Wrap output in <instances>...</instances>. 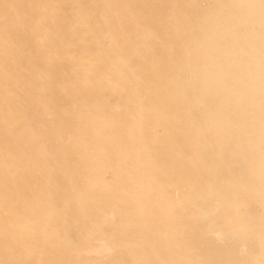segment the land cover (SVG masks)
Segmentation results:
<instances>
[{
	"label": "bare ground",
	"instance_id": "obj_1",
	"mask_svg": "<svg viewBox=\"0 0 264 264\" xmlns=\"http://www.w3.org/2000/svg\"><path fill=\"white\" fill-rule=\"evenodd\" d=\"M98 1L99 4L97 5V7L96 5H94V7H96L94 10L99 17L101 30L109 39V41L111 40L112 44L114 45L113 48H115L116 50L117 48H120L123 44L124 39L129 36L133 37L136 40V42H138L140 45H143L144 47H145V43L148 44L147 38L149 37L147 33L143 30L144 28L141 29L136 25L135 18L137 16L136 13L137 9L136 8L134 9L133 3L132 4L127 3V0H98ZM157 1H159L160 3L165 2L166 5L163 10H159L156 4L153 5L147 4L146 0H141L138 3L139 4L138 6L141 12H145L150 15L151 20L156 18L157 15L164 16L165 19L167 20V21L165 20V22L169 23L168 26H170L169 28H171V31L173 33L172 34L173 36H171L174 37V42L172 43L173 44L172 46L173 48L175 47L176 49L174 50L176 51V56L174 59L177 62V67H178L177 72H179V74L175 75V72L173 71L174 68H172L173 70L171 69L163 73V78H162L163 91L164 93L169 95L171 94L172 96L177 89L175 87H177L178 84L182 83L186 85V86L184 85L185 86L184 89L188 87L187 88L188 95L192 96V94L196 93L197 90L196 86L199 83H202L205 86L208 85L210 87V90H208L210 91L209 93L210 96L206 101L207 104L205 105H207V107L211 110L212 116L209 114L210 112L208 113V115L211 116L212 118L211 120H208L207 118L203 117V114L205 113H202L199 114L200 116L202 115L201 117H199V120L204 121L206 124L208 123L210 124L211 128L208 127L210 128V132H209L210 138H205L202 141L196 138L197 142H195L194 139L195 144L198 143V145L196 144L197 146L195 145L196 146L195 147L193 146L194 143L192 139L190 140L192 141L193 144L187 138H185L184 140L182 139L183 140L182 141V140H178L179 138L174 136L175 133H178L181 134L182 136L186 135L187 137L188 136L191 137L190 135H194L197 137L200 133L199 128L202 127V126H198V124H192L191 122L186 123L184 118L183 120L177 119V117L173 114L176 111H178L181 106L170 107L173 108V111L170 110L172 115L166 114L167 116H165L162 115L161 113H156L153 116L152 124L154 126L158 125L159 130H154L153 128L150 127L147 129V133L148 135H151L157 140V150H156V146L154 147V149L158 151V153H156L154 156L145 157V161L140 164L138 163V165L135 167V170L131 173L128 171L129 168L127 169L128 166L126 165L127 166L126 167L124 164L128 162L131 156L132 148L130 141L134 140L133 132L131 130V127L122 125L121 124L123 122L122 120L120 121L121 122L120 123L115 116L109 113L110 110L102 111L96 117H92V116L90 117L89 115H85L83 118L78 119L77 128H75L74 127L75 125H73V129L74 128L75 129L72 132L73 133L72 138L73 141L75 142L78 152L81 153L83 164L82 163L79 164H82V166L81 165L77 166L75 164V161L72 162L71 156L73 154L70 156L69 153V151L71 152L72 149L67 150V148L63 144L64 142V141L62 142L63 138L60 137V133L58 132L61 129L59 130L53 129L54 131L53 133L51 132L52 134L46 131L41 119L39 120V117L43 116V114L40 113L39 115H37L38 116L37 121L35 123H32L34 128L37 129L38 131V133L36 132L37 134L36 133L35 134L38 135L39 137L37 142L38 144L34 146L29 144V141L26 138L27 137L26 134L23 133L25 128L24 126L26 124L24 121L25 119L23 117L21 116L18 117L19 121L17 122H8V123L6 122L5 126H2L0 128V158L2 156L3 157L5 156L9 158L12 162H15V164H17L18 166V174H17L18 176L14 178H10L11 177L10 176L8 178H4L0 182V258H2L5 261V264H55V263L57 264L56 262L57 258L53 254H51L52 252L48 251L49 249L47 248V244L45 243L44 238L42 237V234L40 233V230L38 228V222L41 217L39 215L34 214L24 218L25 212H27L30 208H32L31 211L33 210L43 211L46 208V206H48L49 210L51 209L54 210L57 207L61 208L62 210H66V213L68 214V218L73 221L75 227H77L79 231H97L98 224L100 223L101 219L104 218V215L110 213L112 209H114V207H117L119 209V213H121L122 216L120 225L117 226L116 228L114 226L115 228L114 229L113 225H111L109 221H107V224H110L114 229V230L112 229V231L115 232L114 234L116 235V240L123 249V254L126 257L134 258L138 264H173L172 263L173 260L171 261L170 258L173 257L171 256V246L174 247V245H172L171 241L169 240L171 239V237H169V239L166 238L168 236L166 235L168 234V232L165 234L166 235L165 237L164 236L160 237L158 235L162 241V244L164 245L163 248L162 247L160 248V246L157 245L158 244L156 241L157 239L153 238L155 235L152 237L150 235L149 237L148 235L149 233L147 230L150 219L158 214V209H157L158 202L153 195V190L160 183L159 181L160 170L158 171L156 163H158L159 166L163 167L164 170L165 182L163 183V181H161V183H163V186L165 185L166 188L169 187V190L170 187L173 188L171 190L174 193H177L180 189L183 192L184 190H182V188H193L198 190L200 188V185H202L211 177L214 178L212 179L214 181L213 183L216 182L215 183L216 188H220L221 184H223V182L225 181L226 175H229L230 180L232 182L231 183L232 192L239 197V201H238L239 203L236 201L233 202L230 196L224 199L225 201L221 206V212L224 215L227 224L229 221H231V223L242 232L246 231V232L260 233L262 240L264 242V0H157ZM161 5H163V3ZM76 9L77 8H75V10ZM59 20L60 21L56 27V30L59 33L60 32L63 33L69 27L70 22L63 15L60 16ZM84 21H82L83 22L82 24H85ZM38 23L40 27L55 24L52 20H43V19H39ZM14 30L16 31V29ZM73 30H71L72 33L73 32L76 33ZM169 31H166L165 33ZM85 32L87 33V31ZM85 32L82 33L86 35ZM6 34L8 33L6 32ZM68 37H70V35H68ZM171 37L170 38L168 37L169 40L171 39ZM96 40L98 41V39ZM128 41L129 40H127V42ZM68 42H67L68 44L71 43L70 41ZM148 48L149 47H147V49ZM76 50L78 51L79 49ZM129 51L131 52L133 50H129ZM143 51H145L144 48ZM131 56L132 54L130 55V57ZM144 56L146 58L145 54ZM172 56L169 55L168 57H172ZM151 57L152 55L149 58ZM128 60H130L129 57ZM74 61L75 60L73 59V62ZM87 61L89 60L87 59ZM193 61L195 62V65L192 64ZM51 62L52 61H50V63ZM172 65L175 66V63ZM121 70H124V68L119 69L118 71L121 72ZM125 73L127 74L129 72H125ZM121 79L123 80V77ZM62 81L64 82V80H61V83ZM81 82H83V80H81ZM129 83L131 84L133 82H129ZM133 86L138 87L137 85L134 84ZM77 87L78 86H76L75 84L74 88L77 89ZM181 87L183 88V86ZM197 88H200V86ZM65 89L67 90L68 88ZM180 89L177 90L180 91ZM70 90L72 89L70 88ZM132 94L133 93H131V95ZM71 95L72 94H70V97H72ZM202 95L201 96L198 95V96L202 98ZM183 97L185 96L182 94L181 96L176 98L179 105L184 103ZM81 100L79 101L81 102ZM96 104L97 103H95V105ZM129 104H131V102ZM89 105H92V102ZM141 105L143 106V104ZM0 107L3 108V105L1 103H0ZM193 108H196V106ZM71 109L68 110L71 111ZM203 109L205 110V108H202L201 111ZM205 112L207 113V111ZM68 113L70 114L71 112ZM91 114L94 115V113ZM7 115H9V113ZM66 116H68V114ZM192 120H194L193 117ZM200 124H202V122ZM54 126L53 128H55ZM205 129L207 128H204V130ZM118 133H122L126 135L125 144L122 147H119L115 142L116 138L114 137V135L117 134L118 136ZM16 134L19 135V137L15 139ZM202 134H203V130H202ZM67 146L69 145L67 144ZM47 151H50L51 156L49 155V153H47ZM135 152H137V150ZM76 156L79 155L77 154ZM235 156L243 158V160H245L246 162L247 172L242 182L240 180L238 181L236 179L237 177L234 178L235 174L233 175L228 172H221L222 170L221 171L218 170L219 166L217 167L218 161H224L225 164L229 167L231 161H233L232 159ZM143 157L144 156L142 153V158ZM7 158L5 159L8 160ZM124 160L126 161L125 163ZM11 164L13 165L14 163ZM11 164L9 165L11 166ZM131 164L132 167L133 165H135L133 163ZM5 168L6 167H4L3 169ZM80 169H83L84 171L86 170L87 172L90 173L93 172L92 173L93 175L91 174L92 176L90 180H88L89 185H86V183H84L85 181L78 177V173ZM6 176H8V174H6ZM170 176H172V180L170 179ZM227 184L230 183L228 182ZM245 187H247L246 189L248 190V192L254 194L257 197V200H252V198H250L249 195L245 193L246 191V190L244 191ZM45 193L46 194L49 193L53 197V200L49 204H46V202L38 201V199L44 197L43 195ZM164 195L165 194L163 193V196ZM180 195L183 196V198L181 199H184V195L181 194V192ZM180 195L178 196L174 195V196L179 197ZM168 201H169L168 199L163 201V205L171 206L173 203V199L172 201H170L172 202L171 205L169 204ZM176 207L177 204H175V206L172 205L170 209L168 208L170 210V217L167 218V221L169 223H171L173 219L174 221L177 219L174 218L175 215L173 216V211H172L173 208L176 209ZM212 207L210 208L213 211ZM201 209H203V207ZM195 212H197V210ZM53 215L54 213H52V216ZM17 218H21V219L19 220ZM160 219L162 220V218ZM114 220H116V218ZM184 220L187 219L184 218ZM114 225H116V222ZM160 226L158 225L157 228ZM238 226L245 227V229L244 228L241 229ZM22 227H25V229H22ZM99 227L101 226L99 225ZM78 230L77 232H79ZM153 232L155 231L153 230ZM197 233L199 236L202 235L199 231H197ZM18 235L20 236L21 239L16 243L15 240L18 239ZM56 242L58 241L56 240ZM212 242L213 244L217 243L215 241ZM243 243L244 241L242 240V244ZM191 249L192 248H190V250ZM179 251L180 250H178V252ZM180 252L183 253L182 251ZM250 255L252 254H249V256ZM92 257L94 259H97V256L95 255H93ZM102 257L100 259H102ZM105 259L106 258H104V260ZM199 260L200 259H198V261ZM105 261L107 263V261L110 260H105ZM91 263L93 264L94 262L92 261ZM99 263L100 260L97 259L95 264H99ZM113 263L116 264L117 262L114 261Z\"/></svg>",
	"mask_w": 264,
	"mask_h": 264
},
{
	"label": "rangeland",
	"instance_id": "obj_2",
	"mask_svg": "<svg viewBox=\"0 0 264 264\" xmlns=\"http://www.w3.org/2000/svg\"><path fill=\"white\" fill-rule=\"evenodd\" d=\"M14 1L15 0H0V103L3 105V108L0 107V123H1L0 128L2 126H5L6 122L8 123V122L19 121L18 117L21 116L25 119L24 121L26 124L24 123L25 128H24L23 133L26 134V136H27L26 138L29 141V144L32 146L37 145L39 137L36 134L38 133V131H37V129L34 128L32 123H35L37 121V119H38L37 115H39L41 113V114H43V116H40L39 120L41 119L42 123L44 124L46 131L48 133L52 134L54 131L53 129H55V130L61 129L58 132L60 133V137L63 138V139L61 138L62 142L64 141L63 144L65 145L67 150L72 149L71 150L72 153L69 151L70 156L73 154L71 156L72 162L75 161V164L77 166L78 165L82 166L83 159L81 158L82 157L81 153L78 152V149L76 148L75 142L73 141V138H72L73 137L72 132L75 128H77V121L79 118H83L85 115H89L90 117L91 116L96 117L102 111H109L110 110L109 113H111L113 116H115L119 120V122L122 120L124 122V124H123V122L122 123L120 122L122 125L131 127V130L133 132L134 140L130 141L131 148H132L131 149V156H130L128 162H126L124 160V163L126 162L124 165L128 166V167L127 166L126 167H127V169L129 168L128 171L131 173L135 170V167L138 165V163L140 164V163H143L145 161V157L154 156L156 153H158V151H156L157 150V140L154 137H152L151 135H148V133H147V129L150 127L153 128L154 130H159L158 125L154 126L152 124L153 116L156 113H161L162 115H165V116H167L166 114L172 115L170 110L173 111V108H170V107L181 106L180 109L178 111H176L173 115H175L177 117V119H179V120H183V118H184L186 123L191 122L192 124H198V126H202V127L199 128L200 133L197 137L194 135H190L191 137H189V136L187 137L186 135L182 136L181 134H178V133H175L174 136L178 137L179 138L178 140H182V139L184 140L185 138H187L191 143L193 141V143H194V144L192 143L193 146H195L196 144L198 145V143L195 144V142H197L196 138H198L200 141L204 140L205 138H210V133H209L210 128H211L210 124L209 123L206 124L204 121L199 120V117L202 116V115L200 116L199 114H202V113H205V114H203L204 118H207L208 120H211V118H212L211 117L212 116L211 110L207 107V105H205V104H207L206 101L208 100V98L210 96V94H209L210 91H208V90H210V87L208 85H207L208 86L207 87V86L203 85L202 83H199L196 86V89H197L196 93H195L196 95L192 94V96L188 95V93H187L188 87H186L184 89V87L186 85L182 84V83L178 84V86L175 88H177L178 90L180 89L181 86H183V88L181 87L180 91H178L176 89L175 93L172 96H171V94L170 95L166 94L163 91V82H162L163 73L174 68V70L173 69L172 70L175 72V75L179 74V72H177V70H178L177 62L174 59L176 56V51H174V50H176V49H175V47L173 48V46H172L173 45L172 43L174 42V37H171V36H173L172 35L173 33L171 31V28H169L170 26H168L169 23L165 22L166 19L164 16H162V15L158 16L157 15L156 18L151 20V17L148 13L141 12V10L139 9L138 3L141 0H139V1L138 0H136V1L135 0H127V3H129V4L133 3L134 9L135 8L137 9L136 13H137V16L138 15L139 16L138 17L136 16L135 22L139 28H141V29L144 28L143 30L147 33V35L149 37V38H147L148 44L145 43V47H144L143 45H140L138 42H136V40L133 37L129 36L130 38L127 37L124 39V41L126 43L123 41L122 46L120 48H117V50H118V52H117V50L115 48H113L114 45L112 44L111 40L109 41V39L106 37V35L101 30V25L99 23V17L94 10L97 7V5L99 4L98 0H96V1L93 0V2H92V0H16L15 2ZM146 1H147V4H149V5L156 4V6L159 8V10H163L165 8V5H166L165 2L160 3L157 0H155V1L154 0H149V1L146 0ZM90 2H91V4H90ZM162 3H163V5H161ZM83 5H85V6H83ZM94 5H96V7H94ZM75 8H77V9L75 10ZM61 15H63L70 22L69 27L63 33L62 32L59 33L56 30V27L60 21L59 18ZM143 17H144V19H143ZM39 19L52 20L55 24L40 27V25L38 23ZM81 20L82 21L85 20L86 21V22L84 21L85 24H82L83 22ZM21 21H22V24H21ZM77 24H78V26H77ZM74 25H76V26H74ZM90 28H91V30H90ZM14 29H16V31ZM73 29H75V30H73ZM71 30L75 31L76 33H74V32L72 33ZM153 30H154V32H153ZM11 31H13V32H11ZM85 31H87V33ZM166 31H169V32L165 33ZM6 32L8 34H6ZM82 32L83 33L85 32L86 35L83 34ZM149 32H152V33H149ZM16 33H17V35H16ZM81 33H82V35H81ZM68 35H70V37H68ZM44 36L47 37V40H46V37H44ZM14 37H16V38H14ZM168 37L169 38L171 37V39L169 40ZM55 38H56V40H55ZM96 39H98V41ZM127 40H129V41L127 42ZM68 41H70L71 43L68 44L69 43ZM156 41H157V43H156ZM158 41H159V43H158ZM72 42H73V44H72ZM13 45H14V47H13ZM69 45H70V47H69ZM150 45H152V46H150ZM140 46H142V47H140ZM65 47H67V48H65ZM138 47H140V48H138ZM147 47H149V48L147 49ZM165 47H167V48H165ZM143 48L145 51H143ZM76 49H79V50L77 51ZM80 50H81V52H80ZM129 50H133V51L130 52ZM65 51H68V52H65ZM148 51H150V52H148ZM128 53L130 55L132 54V56L130 57V55ZM144 54L146 55V58H145ZM63 55L64 56L67 55V56L64 57ZM149 55L150 56L152 55V57L149 58L150 57ZM169 55L170 56L173 55V56L168 57ZM86 57L89 61H87ZM128 57L130 60H128ZM73 59L75 60L74 62H73ZM148 59H150V60H148ZM43 60H45V61H43ZM49 60L52 62L50 63ZM172 62L175 63V66L172 65V64H174ZM66 63H67V65H66ZM124 64L127 66H125ZM192 64L195 65V62L193 61ZM123 68H124V70H121V72L118 71L119 69H123ZM131 68L133 70L135 69L134 70L135 72ZM110 70H112V71H110ZM136 70H137V72H136ZM152 71L153 72L155 71V72L153 73ZM157 71H158V74H157ZM123 72H124V74H123ZM125 72H129V73L126 74ZM72 75H73V77H72ZM123 75H125V76H123ZM122 77H123V80L121 79ZM125 77H127V78L131 77V78L127 79ZM134 77H136V78H134ZM85 79H87V80H85ZM124 79H125V81H124ZM61 80H64L65 83L63 81L61 83ZM81 80H83V82H81ZM73 81L76 83H74ZM129 82H133V83L130 84ZM75 84H76V86H78L77 89H75L76 87L74 88ZM133 84L137 85L138 87L133 86ZM199 86H200V88H197ZM144 87H145V89H144ZM65 88H68V89L66 90ZM70 88L72 90H70ZM133 88H134V90H133ZM138 88H139V90H138ZM78 90H79V92H78ZM66 91H67V93H66ZM136 91H137V93H136ZM69 92H72V93H69ZM131 93H133V94L131 95ZM70 94H72L71 95L72 97H70ZM182 94L185 96V97H183L184 103L179 105L176 98H178ZM198 95H200V96L202 95V98ZM176 96H178V97H176ZM187 96L189 99L187 98ZM196 96H198L199 99ZM171 97H172V100H171ZM94 98H96V99H94ZM191 99L193 102L191 101ZM79 100H81V102ZM91 102H92V105H89V104H91ZM130 102H131V104H129ZM135 102H136V104H135ZM151 102H152V104H151ZM199 102H201V103H199ZM95 103H97V104L95 105ZM160 103H161V105H160ZM141 104H143V106ZM197 104H198V106H197ZM9 105H11V106H9ZM81 106H83V107H81ZM195 106H196V108H193ZM67 107H68V109L72 108L71 111L68 110ZM73 107H74V109H73ZM202 108H205V110L203 109L201 111ZM46 110H47V112H46ZM76 110H77V112H76ZM78 110L81 112H79ZM128 110H129V112H128ZM140 110H143V111H140ZM148 110H150L151 112ZM198 110H199V113H198ZM208 110H210V111H208ZM205 111H207V113ZM45 112H46V114H45ZM68 112H71L72 114L71 113L69 114ZM8 113H9V115H7ZM89 113L90 114L94 113L95 116L92 114L90 115ZM208 113L211 116H209ZM67 114L69 117L66 116ZM185 115H187V116H185ZM192 117L194 120H192ZM144 118H145V120H144ZM195 118L198 120H196ZM187 119H188V121H187ZM125 120H126V122H125ZM140 121H142V122H140ZM2 122H3V125H2ZM201 122H202V124H200ZM54 123H56L58 125H56ZM146 123H149V124H146ZM50 125H52V126H50ZM73 125H75L74 129H73ZM53 126L55 128H53ZM208 127H210V128H208ZM50 128H51V130H50ZM204 128H207L209 130L205 129L206 130L205 131ZM62 129H64V130H62ZM202 130H203L204 135L202 134ZM62 131H64V132H62ZM145 133H146V135H145ZM70 135H71V137H70ZM205 135H206V137H205ZM116 136H117V134L114 135V137L117 139V140L115 139L116 144L119 147H122L125 144L126 135L122 134V133H118V136L117 137ZM18 137H19V135L16 134L15 139ZM136 137H138V138H136ZM190 139H192V141ZM194 139H195V142H194ZM66 143L70 147L67 146ZM141 144H143V145H141ZM155 146H156V150L154 149ZM146 148H147V150H146ZM136 150H137V152H135ZM76 152L79 156H76L77 155ZM47 153H49V155L51 156L50 151H47ZM142 153L144 156L143 158H142ZM74 154H76V155H74ZM78 157H79V159H78ZM5 158H7V157L2 156L0 158V182L4 178H8L10 176H11L10 178H14V177L18 176L17 175L18 174L17 164H15V162H12L9 158H7L8 160H6ZM133 159H135V160H133ZM79 160L80 161L82 160V161L80 162ZM232 160L233 161H231L229 167L225 164L224 161H218L220 164L219 165L217 162V167L218 166L220 167V169L218 167V170L219 171L222 170L221 172H228V173H231L233 175L235 174L234 178L237 177L236 179L238 181L240 180L242 182L244 180V176H246V172H247L246 162H245V160H243V158L238 157V156H235ZM5 163H7V164H5ZM11 163H14V164L12 165ZM79 163H82V164H79ZM131 163L135 164V165H133L134 168L132 167ZM9 164H11V166ZM156 166L158 168V171L160 170L159 171L160 183L153 190V195L158 202L157 203L158 204V207H157L158 214L155 217H152L150 219L147 230L149 233L148 234L149 237H150V235H151V237L155 235L153 238L157 239L156 240L158 243L157 245L160 246V248L164 247L160 237H163V236L165 237L166 235H168L166 237L168 239H169V237H171V239H169V240L171 241L172 245H174V247L171 246V256H173V257H171L170 259H171V261L173 260L172 261L173 264L174 263L177 264V263H179V261H180L179 264H181V263L182 264H199V263L201 264V262H202V264H258L259 262H260L259 264L264 263V245H262V244H264V242L262 240L260 233L240 231L231 223V221H229L227 224V222L224 218V215L221 212V206H222L223 202L225 201L224 199L226 197L230 196L231 199L233 200V202L239 201V197L232 192V189H231V187H232L231 183L232 182L230 180L229 175H226L225 181L223 182V184H221V187H220L221 189L216 188V185H215L216 182L213 183L214 181L212 179H214V178L211 177L206 182H204L202 185H200V188L198 190L193 189V188H182V190H184L183 192L180 189L177 193H174L171 190L173 188L170 187V190H169V187L166 188L165 185L163 186V183L165 182V178H164L165 174H164L163 167L159 166L158 163H156ZM4 167H6V168L3 169ZM160 168H162V169H160ZM244 168H246V169H244ZM223 170H225V171H223ZM233 172H235V173H233ZM92 173L93 172L90 173V172H87L86 170L84 171L83 169H80L79 173H78V177L83 179L85 181V182L84 181L83 182L86 183V185H89L88 180H90L91 176L93 175ZM228 173H226V174H228ZM6 174H8V176H6ZM170 179L172 180V176H170ZM161 181H163V183H161ZM228 182L230 184H227ZM202 186H204V187H202ZM246 188L247 187L244 188V191L246 190L245 193L247 195H249V197L252 198V200H257V197L254 194L248 192V190ZM223 189H225V190H223ZM218 190H219V192H218ZM189 191H190V193H189ZM222 191H223V193H222ZM180 192H181V194L184 195V199H181V198H183V196L180 195ZM94 193H95V191H94ZM96 193H97V190H96ZM163 193L165 194L164 196H163ZM202 193H203V195H202ZM169 194H171V195H169ZM174 195H177V196L180 195V196L176 197ZM210 195H211V197H210ZM43 196L44 197L38 199V201L46 202V204H49L53 200L52 195L49 193L48 194L45 193ZM233 197H235V198H233ZM167 199L169 200L168 202L170 205L172 203V202H170V201H172V199H173L172 205L175 206V204H177L176 209L173 208L172 211H173V216L175 215L174 218L175 219L177 218L178 220L176 219L174 221V219H173V221L171 223H169L167 221V218L170 217V210L169 209H170V207H172V205L171 206L163 205V201H165ZM179 199H181V200H179ZM235 199H237V200H235ZM201 206L203 207V209H201L202 208ZM210 207H212L213 211L211 210ZM58 208L59 207H57L54 210L53 209L49 210L48 206H46V208L43 211H34V210L31 211L32 208H30L24 214L25 215L24 218L29 217V216L34 215V214L39 215L41 217L39 222H38V228L40 230V233L42 234V237L44 238L45 243L47 244V248L49 249L48 251L52 252L51 254H53L57 258V261H56L57 264H92L91 263L92 261L94 262L93 264H95L97 259L100 260V263L103 262L102 264H110V263L115 264V263H113L114 261L117 262L116 264H138L134 258L126 257L123 254V249L121 248V246L119 245V243L116 240V235L114 234L115 232L112 231L114 226L116 228L121 223L122 216H121V213H119V209L117 207H114L115 210L112 209V211L110 213H107L104 215V218L101 219L100 223L98 224V230L97 231H79L77 229V227H75L73 221L68 218V214L66 213V210H62L61 208H59V209ZM215 208H216V210H215ZM194 210L195 211L197 210V212H195ZM113 212H115V213H113ZM52 213H54L53 216H52ZM175 213H177V214H175ZM64 214H65V216H64ZM196 214H198V215H196ZM183 215H185V216H183ZM202 215H203V217H202ZM114 217L116 218V220H114L115 219ZM109 218H110V220H109ZM112 218H113V220H112ZM160 218H162V220ZM184 218L187 219L188 221L184 220ZM17 219L20 220L21 218H17ZM163 220L165 223L163 222ZM107 221H109V223L111 225H113V228L110 224H107ZM117 221H118V223H117ZM199 221H201V222H199ZM115 222H116V225H114ZM157 224L159 226L161 225L160 227H158L159 229L157 228V226H158ZM173 224H175V225H173ZM99 225L101 227H99ZM162 225H164V226H162ZM152 226H153V228H152ZM172 226H173V228H172ZM238 227L241 229H243V228L245 229V227H242V226H238ZM209 228H211V229H209ZM22 229H25V227H22ZM53 229L55 230V233H54ZM152 229L155 232H153ZM156 229H157V232H156ZM67 230H68V232H67ZM77 230L79 232H77ZM181 230H182V233H181ZM197 231H199L202 235L199 236ZM213 231H214V233H213ZM163 232H165V233H163ZM167 232H168V234H166ZM234 232H235V234H234ZM238 233H239V235H238ZM51 234L54 237H52ZM160 234H163V235H160ZM169 234H172L173 236L169 235ZM173 237H175L176 239ZM240 238H241V240H240ZM20 239L21 238L18 235V239H16L15 242L17 243ZM236 239H238V240H236ZM56 240L59 242V244H58V242H56ZM211 240L215 241L217 243L213 244V242ZM242 240L244 241L243 244H242ZM260 241L262 242V244ZM184 244H185V246H184ZM250 244H252L253 246ZM254 245H256V246H254ZM52 246H54L55 248ZM190 248H192V249L190 250ZM252 249H253V251H252ZM62 250H64V251H62ZM178 250L182 251L183 253H181L180 251L178 252ZM91 254L97 256V259H94L92 257L93 255H91ZM249 254H252L254 257L252 255L249 256ZM184 256H185V258H184ZM101 257H102V259H100ZM104 258H106L105 260H110L111 262L107 261V263H106ZM218 258H220V259H218ZM198 259H200V260L198 261ZM191 260H192V262H191ZM205 261H206V263H205ZM0 264H5V261L2 258H0Z\"/></svg>",
	"mask_w": 264,
	"mask_h": 264
}]
</instances>
